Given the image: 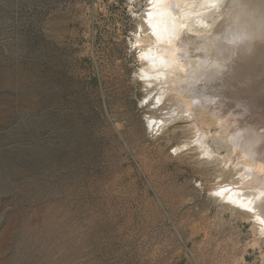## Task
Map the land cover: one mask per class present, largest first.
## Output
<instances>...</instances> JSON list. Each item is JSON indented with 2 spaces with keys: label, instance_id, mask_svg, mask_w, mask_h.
<instances>
[{
  "label": "rangeland",
  "instance_id": "rangeland-1",
  "mask_svg": "<svg viewBox=\"0 0 264 264\" xmlns=\"http://www.w3.org/2000/svg\"><path fill=\"white\" fill-rule=\"evenodd\" d=\"M148 2L0 0V264H264V194L249 212L213 191L264 184V95L246 96L264 93V60L253 85L211 72L215 52L146 85L135 32L149 37ZM232 131L262 136L256 158Z\"/></svg>",
  "mask_w": 264,
  "mask_h": 264
},
{
  "label": "bare ground",
  "instance_id": "bare-ground-1",
  "mask_svg": "<svg viewBox=\"0 0 264 264\" xmlns=\"http://www.w3.org/2000/svg\"><path fill=\"white\" fill-rule=\"evenodd\" d=\"M146 7L142 22L147 26L145 31L148 32L149 37L147 40L143 39L141 35L143 31L141 25H138L135 32L137 35L136 44L140 50L139 58L143 62L142 67L139 69L138 76L146 85L150 86L154 81L159 83L158 81L162 82L164 79L169 80L172 74L181 75L183 71H185V61H196L204 52H209V54L215 52L218 55L219 61H217L213 67H211V64V72L216 71V73H218L219 71L223 72V74L233 75L231 79L237 77L238 72H242L244 75H241L242 77L240 76L239 78L240 84L244 85L246 83L248 85H253L255 83V79H257L256 76L260 75L259 70L261 69L258 68V62L260 59L264 60V0H149ZM201 59L199 61L200 64L203 63H201ZM229 59H231L230 65L232 62L236 64L231 68L229 67L228 70L226 69L228 67H225V61L228 63ZM202 60H204V58ZM256 64H258V67ZM261 65L263 64L261 63ZM206 71L208 70L202 72L203 76H206L204 73ZM228 71L230 72L228 73ZM262 73L264 72L262 71ZM200 78H202L201 75ZM164 86L166 87V85ZM165 89L166 88L163 86L155 88L154 91L152 90L144 98L148 100L154 92L151 104L153 108H157L163 102ZM251 90L252 92L247 91L246 93L247 100L250 104L251 101L263 99L264 93L260 92V90H256V92L253 89ZM192 105L193 102L190 101L182 112L187 115L190 114ZM263 105L261 103V106ZM254 109L252 108L253 111ZM260 113L261 112H259V115H261ZM259 115L258 118L260 117ZM164 120L165 117L163 118V116L160 117L156 115L153 118L150 117L149 128H152L153 131L160 130L163 122L165 123ZM257 123L259 124V122ZM252 127L251 125L250 129H253ZM248 128L247 125V129ZM250 131H244L247 133H240V135L238 131L237 134L235 131H232L236 135L230 138L233 145L239 146L240 148L242 147L246 151V154H250V158L252 157L253 159V157L256 158L259 154L257 145L262 140V136L264 137V134L261 136L258 133L259 136L257 134L255 135V132L253 133V131ZM194 142L200 144L203 148V152L207 154V156L213 152L212 144L205 139L204 133H202L200 127L195 135ZM249 156L247 155L245 159H248ZM262 158L264 159V156ZM259 161L261 162V160ZM249 163L250 161L245 160L244 165H242L244 166L243 175L247 177L252 175L251 167L248 165ZM256 163H253V165ZM256 168H258L257 171L259 175L264 173V166L261 164ZM256 168H254V170ZM254 175L256 174L254 173ZM249 180L250 181L246 185L253 187L255 190L254 194H246L243 190L245 185L241 183V185H238L234 182L221 183L216 186L213 191L226 203L250 212L253 209L255 199L264 194V184L261 183L260 180H252V177ZM255 219L259 222L262 232L264 233V217L258 214L255 216Z\"/></svg>",
  "mask_w": 264,
  "mask_h": 264
}]
</instances>
